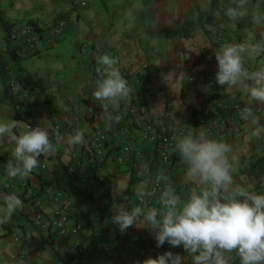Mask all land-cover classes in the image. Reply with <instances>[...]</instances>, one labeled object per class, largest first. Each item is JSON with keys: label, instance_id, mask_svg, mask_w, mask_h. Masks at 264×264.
Returning a JSON list of instances; mask_svg holds the SVG:
<instances>
[{"label": "crops", "instance_id": "obj_1", "mask_svg": "<svg viewBox=\"0 0 264 264\" xmlns=\"http://www.w3.org/2000/svg\"><path fill=\"white\" fill-rule=\"evenodd\" d=\"M210 3L211 0H0V62L9 65V73L22 85L12 101L5 98L9 74L3 68L0 122L17 120L12 102L23 101L29 104L25 123L30 126L54 115L65 139L77 128L86 130L84 146L70 148L62 144L55 156L39 158L40 164L29 178L11 180V193L0 192V211L5 198L12 194L25 205L12 214L9 223L0 225V264H72L73 259H77L74 264H135L166 251L186 257L182 247L167 243L157 247L152 233L142 225H133L121 233L110 217L114 201L128 210L136 207L135 196L150 181L145 165L150 174L164 170L183 200L198 190L186 176V164L179 155L170 150L169 165L163 163L154 145L136 126L153 123L175 135L202 130L193 126L187 106L196 111L201 105H217L222 110L221 122L217 120L213 125L212 138L232 145L236 185L249 192L264 193V175L255 178L246 170L249 156L264 154V136L253 137L255 125L251 119L244 121L230 109L234 103L241 109L251 106L264 124V105L249 101L238 88L210 89L204 83L207 72L217 66L213 54L223 43H254L259 39L264 21L257 22L253 17L257 11L264 15V0H248L245 7L249 14L235 22L224 15V10L235 7L238 0H214L212 11L203 17L207 21L195 22L184 37L165 35L181 24L191 10L205 12ZM218 11L219 16L215 15ZM60 20L65 21L63 31L48 48L39 46L29 51L19 40L7 37L13 27L27 25L28 21L46 30ZM4 24L8 25L6 31ZM192 47L204 49L195 55L188 52ZM10 50L18 55L17 62L10 61ZM104 52L118 61L123 73L138 78L133 94L121 102L123 118L111 128L106 127L100 101L93 95V68L98 66L95 56ZM246 66L250 70L264 67V56L249 59ZM143 68L152 77H143ZM169 71H183L192 81L168 87L162 74ZM145 88H152L154 94L147 95ZM177 99L181 105L175 102ZM176 119L183 124H177ZM23 130L21 127L15 131L19 134ZM97 137L104 151L90 162L88 150ZM123 145L139 151L140 157L124 152ZM14 147L7 138L0 141V180L6 175V163L13 159ZM36 176L51 180V188L69 203L68 224H81L71 239L58 236L53 229L39 231L30 221L31 207L24 199L23 188L29 185L38 193ZM162 188L163 183L153 199L154 205L159 203ZM42 200L45 213L57 207ZM185 264H191V259ZM232 264H239L235 254Z\"/></svg>", "mask_w": 264, "mask_h": 264}, {"label": "clouds", "instance_id": "obj_2", "mask_svg": "<svg viewBox=\"0 0 264 264\" xmlns=\"http://www.w3.org/2000/svg\"><path fill=\"white\" fill-rule=\"evenodd\" d=\"M247 4L248 0H238L235 7L224 10V15L231 21H239L249 14L245 7ZM215 15L219 16L220 12ZM253 18L257 22L264 21V15L258 11ZM202 49L192 47L188 52L199 55ZM213 55L217 63V85L238 88L249 101L264 105V67L250 70L246 66L249 59L264 56V32L254 43H223ZM95 61L98 67H95L97 79L93 95L101 102L106 127L111 128L123 118L121 102L127 101L133 90L115 58L108 53L99 54ZM143 71L146 76L152 74L146 68ZM162 77L168 87L170 84H182L189 78L183 71H169ZM12 89L19 93L22 85L14 81ZM175 102L182 104L179 99ZM239 115L244 121L251 119L255 125L251 133L253 137L259 139L264 136V124L251 106L243 107ZM53 119L45 116L35 127L14 119L0 122V141L7 138L15 145L13 159L6 163V180L29 178L39 166V158L55 156L62 144L70 148L86 144L85 129L77 128L65 139L54 126ZM176 122L183 124L178 119ZM21 127L24 130L17 134L15 130ZM171 150L185 162L186 176L198 190L183 200L166 172L160 170L154 179L156 185L163 183L160 208L144 204L145 195L152 193L141 191L140 205L130 210L114 201L110 222L121 233L133 225H142L152 233L157 247L165 243L182 247L187 256L166 251L156 258L149 257L135 264H185L188 258L191 264H232L233 254L239 259V264H264V194L249 192L236 185L234 175L237 167L232 145L211 138L204 130H189L177 138ZM145 172L151 176L146 165ZM24 206L19 196L8 195L4 209L0 211V225L9 223L12 214L18 209L23 210Z\"/></svg>", "mask_w": 264, "mask_h": 264}, {"label": "built area", "instance_id": "obj_3", "mask_svg": "<svg viewBox=\"0 0 264 264\" xmlns=\"http://www.w3.org/2000/svg\"><path fill=\"white\" fill-rule=\"evenodd\" d=\"M65 26V21L60 20L57 21L53 26H51L47 30H36L31 25H23V26H17L13 27L8 33L7 37L10 40H19L22 46H24L29 51H35L39 46L48 48L55 44L57 38L61 35L63 28ZM103 54H106L105 52ZM98 67V66H96ZM4 70L9 74V78L7 80L6 86L8 87V94L12 98L15 96V92L12 89V83L18 82L17 79L12 76L9 73V65H6L3 67ZM217 71V66L207 72V74L204 77V83L205 85L210 89H217L221 88L223 86H219L215 82V73ZM123 73V72H122ZM125 75V78L128 80L130 87L133 89L135 86V83L137 82V77L123 73ZM142 76H146V72H141ZM148 75L151 77L152 74ZM189 82L192 81V77L189 76L187 79ZM19 83V82H18ZM137 91V90H136ZM144 92H146L147 95L154 94V90L152 88H145ZM12 106L16 112L17 120L26 122L28 119V113H29V107L28 103H24L23 101H13ZM101 104V102H100ZM230 109L233 110V113H235L237 116H239L240 113V106L237 104H232L230 106ZM221 114L222 110L216 105H206L204 107L198 108L195 111V114L193 116V120L196 122L195 128H203L204 130L211 138L213 137V125L215 122L220 120L221 122ZM53 124L60 130V123L56 116H52ZM51 117V118H52ZM136 126L140 128L146 135V140L150 142L157 150V156L159 159L165 163H170V157L168 155V151L172 149V146L176 142V135L181 136L180 132H177V134H173L171 132H168L165 128H163L160 125H156L153 123H147V122H141L137 123ZM122 150L124 152H131L134 153L136 157H140V152L137 150H134L129 145H123ZM104 151V147L100 142L99 137H97L94 140V143L92 147L88 150L90 162H94L95 158L100 156L102 152ZM43 166H41L42 168ZM69 171H71L69 169ZM158 172H152L150 176V181L147 186V188L144 190L145 193L151 192L152 195H145L144 197V204L150 207H157L160 208V204H153V199L156 196V194L159 193L162 183L160 185H156L154 183L155 176ZM24 192L23 194L29 198L28 203L31 207V212L29 214L30 221L33 223V225L37 228L39 231H46L53 229L56 231L57 235L60 237H66V238H72L74 237L81 229V224L76 222L71 227V225L68 224V219L70 216V209H69V203L61 199V194L57 190H53L51 187H45L44 193L42 192L41 195L37 196V193L33 190V188L29 185L24 186L23 188ZM13 191V184L12 181L6 180L5 177L0 180V192L1 193H11ZM264 194V193H263ZM136 197V206L140 205V197L139 193L135 196ZM42 198H45L47 201H50L54 206L53 210L49 213H45L42 210L43 206V200ZM77 259L72 260V264L76 263Z\"/></svg>", "mask_w": 264, "mask_h": 264}, {"label": "trees", "instance_id": "obj_4", "mask_svg": "<svg viewBox=\"0 0 264 264\" xmlns=\"http://www.w3.org/2000/svg\"><path fill=\"white\" fill-rule=\"evenodd\" d=\"M213 7H214V0H211L210 6H209L207 11L201 12L197 8L191 10L187 14V16L183 19L181 24L175 26L171 30L166 31L165 35L168 37H184V36H186L190 32V30H191V28L195 22L200 23L203 21H207V20H203V17L205 15L209 14L212 11ZM26 24L33 26L36 30H40L38 27H36V24L31 22V21H28ZM2 28L4 31H6L8 29V25L4 24L2 26ZM8 55H9V59L11 62H13V63L17 62L18 55H16L13 50L8 51ZM2 71H3V63L0 62V73H2ZM96 79H97V74H96V71L94 68L93 80H96ZM8 93H9L8 87L6 86L4 88V97L7 99H11V96ZM202 106L203 105H201V107ZM12 109L14 111V114L16 115V112H15L13 106H12ZM186 112L190 116L193 126H196V122L193 120V116L195 114V111L193 109H191L189 106H187ZM16 117H17V115H16ZM246 170L255 178H260L261 176H263L264 175V154H260V155H254L253 154V155L249 156L247 163H246ZM36 177H37L38 184H39L38 193L37 192L36 193H37V196H39L43 192L44 187H52L53 183L51 180H48V179L43 180L39 176H36ZM24 199L27 201L29 200V198L27 196H25Z\"/></svg>", "mask_w": 264, "mask_h": 264}]
</instances>
